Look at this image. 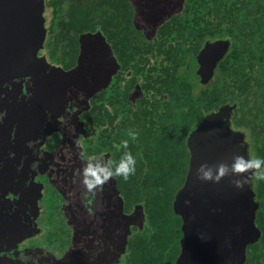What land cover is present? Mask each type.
I'll return each instance as SVG.
<instances>
[{"label":"water","instance_id":"95a60500","mask_svg":"<svg viewBox=\"0 0 264 264\" xmlns=\"http://www.w3.org/2000/svg\"><path fill=\"white\" fill-rule=\"evenodd\" d=\"M130 1L136 27L144 28L151 38L162 22L183 9L186 0ZM44 11L45 0H0V264H117L126 252L132 226L144 225L143 206L139 203L124 211L114 176L87 188L83 168L89 161L82 159L78 136L86 134L80 113L89 108L93 94L109 85L119 65L100 30L80 35L79 54L71 69L49 63L39 55L46 36ZM228 49V39L206 40L196 54L201 82L212 77ZM235 106L224 104L206 114L187 137L188 170L172 202L182 221L174 264H244L247 246L261 236L255 222L259 203L252 188L253 170L234 173L231 168L237 156L251 159L244 132L230 126ZM60 116L68 128L63 131L64 144L53 151L66 156L64 172L66 182L71 181L66 188L75 193L64 206L71 244L60 257L42 256L38 250L16 249L25 234L39 229L32 222L22 224L1 192L14 167L35 173L31 170L35 163L46 158L38 148L56 129ZM106 155L90 162L104 164ZM220 164L227 165V171L215 179ZM209 170L212 178L206 179L203 173ZM245 179L242 187L236 186L237 180Z\"/></svg>","mask_w":264,"mask_h":264},{"label":"trees","instance_id":"16d2710c","mask_svg":"<svg viewBox=\"0 0 264 264\" xmlns=\"http://www.w3.org/2000/svg\"><path fill=\"white\" fill-rule=\"evenodd\" d=\"M44 16L50 58L55 59L59 43L69 48V59L62 65L72 64L80 31L97 27L113 40L117 53L125 54L128 64L137 55L144 65L150 63L149 56L154 59L149 78L142 77L144 97L135 106L124 98L139 76L134 73L123 85L120 78L98 93L88 113H93L97 126L90 149L111 150L113 168L127 152L137 161L136 173L127 181L114 175L125 211L140 203L145 214L142 229L132 227L117 264H174L182 221L172 202L188 170L189 133L206 114L235 104L231 128L244 132L250 158H264V0H186L182 11L162 23L150 41L134 27L129 0H45ZM219 38L229 40V49L212 77L201 82L196 54L206 40ZM128 130L136 134L135 141ZM125 139L127 148L121 144ZM252 188L259 203L255 222L261 236L247 246L244 264H264V180L254 176ZM58 230L61 248L66 247L70 229Z\"/></svg>","mask_w":264,"mask_h":264},{"label":"flooded vegetation","instance_id":"af4514ba","mask_svg":"<svg viewBox=\"0 0 264 264\" xmlns=\"http://www.w3.org/2000/svg\"><path fill=\"white\" fill-rule=\"evenodd\" d=\"M134 14H135V11L133 7L132 23L137 30H140L142 32L146 41L153 40L161 24L166 21L165 20L158 26L154 36H152L151 38H148L145 34L146 32L144 28L136 27L134 23ZM45 22H46V18H45ZM97 30H100V32L104 35L106 41L110 44L112 48V52L119 65V69L112 76V79L109 85L106 88H103L102 90H107L108 88H111L114 85V83H116L120 78L122 79V81L118 83L123 85L124 82L126 83L125 78H128L129 76H131L132 73H134L135 75H139L135 79H133V81L130 82L127 88L126 96L124 97L125 102L131 103L132 106H135L137 104V101L140 100L142 97H144L145 88L143 87L144 84L142 82V79H143L142 77L147 76L149 78V76L146 74L148 73V68L150 66V63H152L154 59L152 58V56H149L148 58L152 62L150 61V63H148L147 65H144V61L142 60L141 56L137 55L128 64L125 61V54H120L115 51V45H114L113 40H110L105 34L104 30L101 29L100 27H97L95 30L90 29L87 31L86 30L80 31L76 39L78 43V50H77L74 60L70 58L72 61V64H70L69 66L62 65L61 63V61L65 59L66 60L69 59L68 58L69 48L65 45V43L63 45H61V43L58 44L59 48L54 52L55 59H51L50 56L48 55L49 53L47 52V48L45 44L46 40H45L42 49L39 50V55H44L46 60L49 63L56 65V66H60L64 70L71 69L72 67L76 65L77 56L79 54L80 35L86 32L94 33ZM46 36H47V29H46ZM46 36H45V39H46ZM64 41L65 40H62V42ZM118 44H120V42ZM120 48L121 49L125 48V46L123 45V41L120 44ZM134 64H137V65L134 66ZM134 68H138L136 73L134 72ZM100 91L96 92L90 97L89 108L81 112L79 115L86 129V134L87 133L88 134L86 135V134L80 133L78 136V140L82 147V159L87 160L88 157L94 158V157H99L102 155L105 156V154H107L106 160L112 161L113 152L111 150H105V151L102 150L100 152H95V150L90 149V141L93 140V138L97 134V126L94 124V121H93L94 120L93 113L92 114H88V113L91 111L92 106L94 105L95 101L99 98L98 93ZM75 109L76 107L73 106V110ZM63 121H64L63 116H60L57 118L56 129L52 130L49 134H46L43 140V143L39 146L38 151L44 152L43 154L46 155V158L44 161L35 163L37 164V167L35 168L33 167L31 169L35 173L31 174V172H27V170L20 169L21 167H18V168L14 167V169H12L10 183H8V185L5 188H3L1 192L3 193L4 200L11 206L15 207L12 210V212H17L20 215L19 217L20 222L22 221H25V222L27 221L29 223L32 222L39 229L37 232H35L34 234H30L29 236H26L28 234H25L26 233L25 231L24 233L25 237L19 242H17L16 244V249L18 250L34 249V250H38V252L40 253L39 255H42V256L55 255L56 257H60L62 256L64 251L68 248V246H70L71 244L72 229L67 224V220L64 216V206L65 204H67V200L70 199L69 200L70 202L73 201L75 197V193L69 192V190L66 188L67 183L71 184V181L69 180L68 182H66L67 181L66 177L68 176L64 172L66 168V164H68L67 162L65 163V161L63 160L66 156L61 155V157H59L58 156L59 153H57V151H53L57 149L60 145L62 146L64 144L63 138H62L63 131L65 129V126L68 128V125H64ZM46 124L48 123L46 122ZM51 126L52 125H49L47 129L51 128ZM60 158L62 160H60ZM117 186H118V183H117ZM119 193H120V190H119ZM120 196L122 197L124 201V198L121 195V193H120ZM34 197H36L35 202H34ZM124 205H125V201H124ZM124 211H125V206H124ZM48 224H50L52 228L49 229L48 233L44 234V229L48 228L47 226ZM59 226L63 229L65 228L70 229L69 243L66 245V247H63V248H61L62 247L60 244L61 241L57 238V233H56V231L59 233L61 232L60 230H58ZM41 238H42V242L38 240ZM54 244L55 246L53 247ZM48 246H50V249L48 248Z\"/></svg>","mask_w":264,"mask_h":264},{"label":"clouds","instance_id":"9594fccd","mask_svg":"<svg viewBox=\"0 0 264 264\" xmlns=\"http://www.w3.org/2000/svg\"><path fill=\"white\" fill-rule=\"evenodd\" d=\"M127 135L131 136L132 140L137 139L136 134L132 130H128ZM129 141L127 139L122 140L121 144L127 148ZM92 157L87 158L86 166L83 168L84 183L87 188L92 189L95 186L103 185L111 176L120 175L125 181L129 179L130 176H134L136 173V159L131 154L127 152L119 162L115 163V167H112L113 161L106 160L104 164L97 162L96 164L91 163ZM203 168V165H201ZM232 171L234 173H245L248 170H253L252 175L255 176L257 180H264V158L255 157L251 159H246L243 156H237L234 158L231 165ZM227 171V165L220 164L217 168V176L215 179L223 176ZM204 178H212L211 171H205L203 173ZM246 179L242 181L237 180L236 186L242 187Z\"/></svg>","mask_w":264,"mask_h":264},{"label":"rangeland","instance_id":"374dc122","mask_svg":"<svg viewBox=\"0 0 264 264\" xmlns=\"http://www.w3.org/2000/svg\"><path fill=\"white\" fill-rule=\"evenodd\" d=\"M47 226H48V228H45L44 229V234L48 233L49 232V229L52 228L50 224H48ZM38 240L42 242V238L41 239H38ZM44 240H45V238H44ZM54 246H55V244L53 245V247ZM48 248L50 249V246H48Z\"/></svg>","mask_w":264,"mask_h":264}]
</instances>
